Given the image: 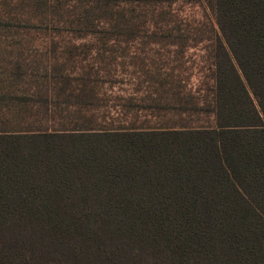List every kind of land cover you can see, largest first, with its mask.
Returning a JSON list of instances; mask_svg holds the SVG:
<instances>
[{"label": "trees", "instance_id": "16d2710c", "mask_svg": "<svg viewBox=\"0 0 264 264\" xmlns=\"http://www.w3.org/2000/svg\"><path fill=\"white\" fill-rule=\"evenodd\" d=\"M206 2L212 86L148 74L171 124L102 114L112 72H45L1 107L0 264H264V0Z\"/></svg>", "mask_w": 264, "mask_h": 264}, {"label": "rangeland", "instance_id": "374dc122", "mask_svg": "<svg viewBox=\"0 0 264 264\" xmlns=\"http://www.w3.org/2000/svg\"><path fill=\"white\" fill-rule=\"evenodd\" d=\"M105 2L0 0V118L17 115L1 108L7 103L38 101V80L45 72L77 76L99 72L100 79L106 72L114 73L108 80L116 83H105L100 89L102 96L109 97L102 114L107 108L115 119L128 117L138 125L174 122L169 114L146 108L152 104L150 72L183 78L186 92L192 94L206 84L212 86L215 18L206 0H110L119 5L116 17L124 18L126 11L132 18V28L124 19L120 25L108 19ZM162 4L165 8L159 10L165 16L157 13ZM118 102L117 109H112ZM121 104H126L128 112ZM89 217L76 215L77 220Z\"/></svg>", "mask_w": 264, "mask_h": 264}]
</instances>
